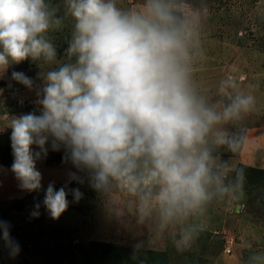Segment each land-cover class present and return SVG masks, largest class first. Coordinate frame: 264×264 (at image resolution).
<instances>
[{
  "label": "clouds",
  "instance_id": "obj_1",
  "mask_svg": "<svg viewBox=\"0 0 264 264\" xmlns=\"http://www.w3.org/2000/svg\"><path fill=\"white\" fill-rule=\"evenodd\" d=\"M75 29L66 49L68 62L43 76L33 111L9 124L11 172L21 190L43 189L37 162L64 150L63 161L87 172L91 187L106 190L112 182L139 197L140 212H159L161 227L184 225L202 215L216 193L229 189L214 171L208 147L226 143L218 125L239 118L253 97L238 94L217 111L192 84L194 49L199 34L178 0H145L137 10L122 11L116 0H67ZM55 24L45 0H0V69L41 57L56 60L45 38ZM12 78L28 89L34 81L23 72ZM235 78L221 82L220 93L236 88ZM71 180H80L69 173ZM76 201L80 190L72 189ZM65 187L47 186L43 205L59 219L69 201ZM40 204L31 213L38 217ZM195 227H182L177 251L191 247ZM0 240L9 256L21 247L9 222L0 219ZM264 264V254L252 258Z\"/></svg>",
  "mask_w": 264,
  "mask_h": 264
},
{
  "label": "rangeland",
  "instance_id": "obj_2",
  "mask_svg": "<svg viewBox=\"0 0 264 264\" xmlns=\"http://www.w3.org/2000/svg\"><path fill=\"white\" fill-rule=\"evenodd\" d=\"M144 2L116 0V5L122 11H139ZM178 2L185 6L199 34V45L194 49L191 65L192 84L197 94L217 111L230 104L238 94L253 97L252 105L239 118L217 126L216 131L223 133L226 143L217 145L214 136H209L214 171L222 175L229 191L213 195L202 215L191 217L184 225L169 224L166 227H161L158 210L142 214L139 197L121 189L115 182L103 191L93 189L87 172H79L82 182L73 180L55 186L57 190L66 188L69 201L67 210L58 220L51 218L43 205L47 187L24 198L17 199L21 193L16 190L15 198L6 196L15 179L11 170L7 173V166L2 165L13 159L10 121L37 107L34 102L36 92L44 83L43 76L68 62L66 49L75 29L67 0H45L53 21H60L59 26L53 24L45 34L56 48V60L49 63L41 57L39 60L29 58L20 64L10 61L7 68L0 69V168L3 170H0V176L3 175L0 188L4 195L0 198V219L10 223L11 235L21 247L15 258H11L4 247L0 264H147L142 260L148 250L163 252L167 264L223 263L224 258L218 259L220 254L236 263L239 258L235 256L246 242V226L250 227L248 231L252 230L251 225L254 230L260 227L262 241L258 244L264 241V176H254L244 169L237 173L241 165L249 167L239 163L247 138L256 156L254 168L264 171L259 168L264 167V140L257 142L255 137L258 132L264 134V0ZM13 71L32 78L34 88L30 90L15 81ZM229 76L234 77L237 84L236 88L227 89L230 96L219 91L221 82ZM46 147L47 167L67 165L68 162L63 161V149L53 151L50 143ZM38 163L40 161L37 168ZM77 188L82 193L79 201L71 192ZM36 204H40V215L33 217L31 213ZM189 226L195 227L191 247L177 251L175 242L180 238L181 228ZM248 235L249 243H253L254 233ZM94 244L102 245L98 248L99 253L104 251L103 244L112 245L114 255L103 261H86L83 255ZM227 248L231 250L230 255L224 252ZM250 253L241 255L243 258L249 255L250 259L256 256L253 251Z\"/></svg>",
  "mask_w": 264,
  "mask_h": 264
},
{
  "label": "crops",
  "instance_id": "obj_3",
  "mask_svg": "<svg viewBox=\"0 0 264 264\" xmlns=\"http://www.w3.org/2000/svg\"><path fill=\"white\" fill-rule=\"evenodd\" d=\"M247 136L250 137L249 135H247ZM255 137H257V139H256L257 142H258V139L259 140L260 139L261 140L262 139L264 140V134L261 133V132L256 133V136ZM251 145H252L251 143H248V138H247L245 140V143L243 144V151L241 153V156L242 157L240 156V159L241 160L239 161V163H241V164H247V166L249 165V167H253L254 168V166H255L254 163L257 164V162L255 160V157L256 156L254 155V153L251 150L252 149V146ZM64 155L65 154H62V157ZM249 155H251V156H249ZM12 163L13 162H11V165H12ZM69 163H70V166L71 167H69ZM46 167H47L46 166V158H44V159L40 160V163H38V170L42 173V176L44 175L43 176V179H42V185L44 187H47L50 183L54 184V186H57L59 184L60 185L61 184L62 185H65V184L71 183L73 181V180L70 179V176H69V173H71V172H75L78 176L80 175V173H79L80 171L77 170L71 164L70 161L67 163V165H63V166L59 165V166H55V167H51V168H49V167L46 168ZM2 168H5V167H2ZM6 168H8V169H6V171H8L7 173H9V171L11 170V167L7 166ZM259 168H263L264 169V167H262V166L259 167ZM255 169H257V168H255ZM0 170L3 171L1 168H0ZM2 176L3 175H1L0 178ZM12 182L14 183V186L11 187V188H9V191L7 192V195L6 196L15 198L16 196H13L14 195L13 193H15L14 190H16V192H20L21 193L20 194L21 196H18L17 199L24 198L29 193H31V192H27V191L21 190L20 187L18 186V181L16 179H14ZM4 188L5 187H3V189ZM1 191H2V194H1ZM1 197H4L2 188H0V198ZM252 226L253 225H251V229L252 230H250V231H248V229L250 228L249 226H246L247 228L246 227L244 228L245 229L244 231L247 234V238H245V240H246L245 244L241 245V249H240L239 255L238 256H235V257H238L239 258L238 259V262L232 263L229 260H226L225 257H227V256H224L223 254H220L219 257H218V259L219 258H224L225 260L222 261L223 263H219L218 262L216 264H254V261L252 259L248 258V257H250L249 256L251 254L250 252L253 251V253L256 254V256L261 255L259 253L264 252V241L261 244L260 243L258 244V241H262V239H261L262 233L260 231L261 228L260 227L259 228L256 227L255 230H254ZM251 233H254V237H255V240H254L253 243L252 242L249 243V235L248 234H251ZM259 233H261V234H259ZM242 253L243 254H249V255H247V258L246 257L243 258V256L241 255Z\"/></svg>",
  "mask_w": 264,
  "mask_h": 264
},
{
  "label": "trees",
  "instance_id": "obj_4",
  "mask_svg": "<svg viewBox=\"0 0 264 264\" xmlns=\"http://www.w3.org/2000/svg\"><path fill=\"white\" fill-rule=\"evenodd\" d=\"M11 162H13V159H11L7 165H5L4 163L2 165L8 166L11 164ZM242 169H244L245 171H248L250 174H254V176H260L261 178L264 176L263 170H259V169H255V168H251V167H244V165H241L240 168H238L237 173H239L240 171L243 172ZM80 180H81V178H80ZM75 182H78V181L76 180ZM262 201L264 204V194L262 196ZM101 246L102 245H100V244H94L92 247H90L89 251L83 255L84 259L86 261L91 259L92 262H94L96 260L103 261L106 259V257L111 258L114 255L115 248H113L112 245L103 244L104 251H103V253H99L98 248ZM4 247L5 246L3 244V241L0 240V253L4 252ZM144 260L147 261V264H167V259L165 258L164 253L158 252V251H153V250L145 251L144 259L142 261H144Z\"/></svg>",
  "mask_w": 264,
  "mask_h": 264
},
{
  "label": "built area",
  "instance_id": "obj_5",
  "mask_svg": "<svg viewBox=\"0 0 264 264\" xmlns=\"http://www.w3.org/2000/svg\"><path fill=\"white\" fill-rule=\"evenodd\" d=\"M224 252H225L227 255H230V254H231V250H230V248H227Z\"/></svg>",
  "mask_w": 264,
  "mask_h": 264
}]
</instances>
